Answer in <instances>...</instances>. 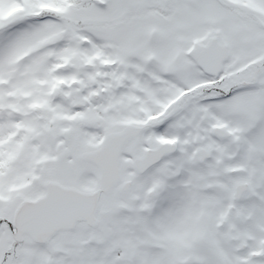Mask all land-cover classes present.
<instances>
[{"label": "snow or ice", "instance_id": "obj_1", "mask_svg": "<svg viewBox=\"0 0 264 264\" xmlns=\"http://www.w3.org/2000/svg\"><path fill=\"white\" fill-rule=\"evenodd\" d=\"M0 264H264V0H0Z\"/></svg>", "mask_w": 264, "mask_h": 264}]
</instances>
